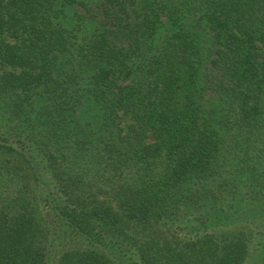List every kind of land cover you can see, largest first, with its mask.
Instances as JSON below:
<instances>
[{
  "label": "trees",
  "instance_id": "1",
  "mask_svg": "<svg viewBox=\"0 0 264 264\" xmlns=\"http://www.w3.org/2000/svg\"><path fill=\"white\" fill-rule=\"evenodd\" d=\"M0 264H264V0H0Z\"/></svg>",
  "mask_w": 264,
  "mask_h": 264
}]
</instances>
